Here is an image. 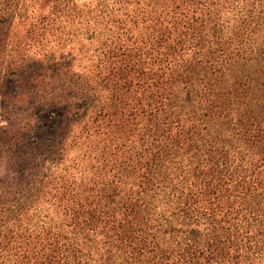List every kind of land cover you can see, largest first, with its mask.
Listing matches in <instances>:
<instances>
[{"label": "trees", "instance_id": "1", "mask_svg": "<svg viewBox=\"0 0 264 264\" xmlns=\"http://www.w3.org/2000/svg\"><path fill=\"white\" fill-rule=\"evenodd\" d=\"M263 2L231 0L218 9L223 17L245 4L244 18L237 20L233 13L228 18L227 35L247 32L249 41L240 46L248 54H254L252 43L264 53ZM5 4L0 0V11ZM174 20L169 33L154 42L156 48L171 36L174 44L184 38L177 25L201 31L200 21ZM156 24L155 34L161 26ZM223 45L228 51L231 43ZM184 48L170 53L166 48L164 66L145 65L138 80L142 99L124 120L137 126L127 133L129 140L120 139L127 143L116 152L96 143L90 161L81 146L72 156L78 161L67 158L62 181L49 191L0 193V264H264V222L244 214L233 217L243 206L264 207V131L259 141L257 124L243 120L239 127L236 119L233 130L212 122L229 119V104L225 107L220 94L198 96L197 81L206 71L182 64L201 49ZM258 57L246 82L264 79V55ZM195 68L201 75H194ZM201 100L205 103L199 105ZM223 110L228 113L222 115ZM47 205L48 218L43 215ZM212 214L221 219L210 221Z\"/></svg>", "mask_w": 264, "mask_h": 264}, {"label": "rangeland", "instance_id": "2", "mask_svg": "<svg viewBox=\"0 0 264 264\" xmlns=\"http://www.w3.org/2000/svg\"><path fill=\"white\" fill-rule=\"evenodd\" d=\"M3 1L7 8L5 4L0 11V193L49 191L52 183L62 181L61 168L67 158L78 161L72 157L77 155L75 149L86 147L92 161L90 157L96 155L90 151L96 143L112 152L127 143V133L134 132L137 125H126L124 120L142 99L138 80L145 74V65L153 68L167 63L166 48L170 53L182 45L184 50L199 45L200 52L182 66L203 67L206 78L197 81L198 96L220 94L222 102L229 104V113L223 110L222 115L232 113L229 119L212 122L234 130L233 120H241L239 127L246 120L245 125L257 124L254 129L259 131L254 136L263 133L264 79L258 77L253 83L246 79L249 65L264 53L258 43L249 46L254 54L240 46L249 41L247 32L235 30L231 38L227 35L228 18L231 13L237 20L244 18L245 4L220 17L218 9L231 0ZM181 16L192 24L200 21L201 31L177 25L186 32L184 38L174 44L171 36L156 48V39L169 33L171 20ZM156 23L161 26L155 34ZM224 41L231 43L228 51ZM178 68L166 71L177 72ZM199 68L194 69L195 76L201 73ZM204 103L201 100L199 105ZM124 137L127 140L120 142ZM50 211L46 207L43 215L50 217ZM243 214L264 222V207L243 206L233 217ZM219 220L215 214L210 217V221Z\"/></svg>", "mask_w": 264, "mask_h": 264}]
</instances>
